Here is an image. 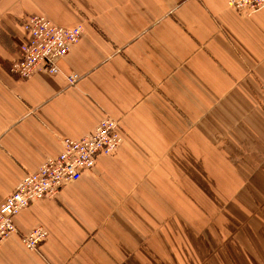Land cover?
<instances>
[{"label": "crops", "instance_id": "1", "mask_svg": "<svg viewBox=\"0 0 264 264\" xmlns=\"http://www.w3.org/2000/svg\"><path fill=\"white\" fill-rule=\"evenodd\" d=\"M85 32L61 72H11L27 17ZM78 74L71 84L68 76ZM264 8L227 0H0V204L64 138L117 152L15 217L0 264H264ZM48 232L38 251L22 237Z\"/></svg>", "mask_w": 264, "mask_h": 264}, {"label": "built area", "instance_id": "2", "mask_svg": "<svg viewBox=\"0 0 264 264\" xmlns=\"http://www.w3.org/2000/svg\"><path fill=\"white\" fill-rule=\"evenodd\" d=\"M227 3L242 14H252L264 8V0H227ZM23 25L28 33L27 43L22 54L11 62V72L19 78H28L39 71L61 72L58 59L68 54L85 32L82 24L61 26L45 14L31 15ZM78 77V74H72L68 81L73 84ZM262 96L264 98V83ZM123 137L120 121L106 115L93 132L77 139L64 138L60 154L48 156L0 204V247L18 233L15 217L21 210L37 200L56 198L67 183L92 171L98 156L117 152ZM47 236L46 228L37 226L22 237V243L27 250L38 251Z\"/></svg>", "mask_w": 264, "mask_h": 264}]
</instances>
